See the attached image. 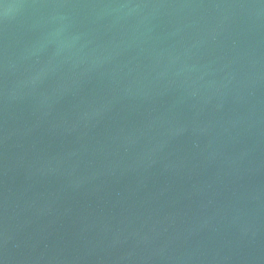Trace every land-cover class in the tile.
Masks as SVG:
<instances>
[{
	"label": "water",
	"instance_id": "95a60500",
	"mask_svg": "<svg viewBox=\"0 0 264 264\" xmlns=\"http://www.w3.org/2000/svg\"><path fill=\"white\" fill-rule=\"evenodd\" d=\"M0 264H264V0H0Z\"/></svg>",
	"mask_w": 264,
	"mask_h": 264
}]
</instances>
